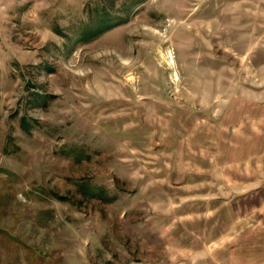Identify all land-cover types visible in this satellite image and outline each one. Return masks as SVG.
<instances>
[{
	"label": "rangeland",
	"instance_id": "obj_1",
	"mask_svg": "<svg viewBox=\"0 0 264 264\" xmlns=\"http://www.w3.org/2000/svg\"><path fill=\"white\" fill-rule=\"evenodd\" d=\"M0 264H264V0H0Z\"/></svg>",
	"mask_w": 264,
	"mask_h": 264
},
{
	"label": "trees",
	"instance_id": "obj_2",
	"mask_svg": "<svg viewBox=\"0 0 264 264\" xmlns=\"http://www.w3.org/2000/svg\"><path fill=\"white\" fill-rule=\"evenodd\" d=\"M107 21H110V20H108V19H106Z\"/></svg>",
	"mask_w": 264,
	"mask_h": 264
}]
</instances>
